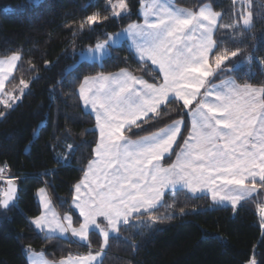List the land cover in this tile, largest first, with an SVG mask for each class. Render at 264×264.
Here are the masks:
<instances>
[{
  "label": "trees",
  "instance_id": "trees-1",
  "mask_svg": "<svg viewBox=\"0 0 264 264\" xmlns=\"http://www.w3.org/2000/svg\"><path fill=\"white\" fill-rule=\"evenodd\" d=\"M143 1L128 0L130 16L110 18L94 31L81 32L76 30L86 15L95 11L110 15L104 12L105 0H0V58L21 56L5 92L19 96L20 79L29 84L18 100H9L11 107L0 103V164L9 167L18 185L15 204L0 208V264H29L28 251L59 262L100 248L102 239L93 232L90 246L72 238L45 239L31 221L41 215L37 199L41 188L47 189L61 216L72 217L73 226L82 221L73 207L75 186L84 178L98 144L96 121L83 109L78 95L84 78L127 70L149 83L161 82L159 72L138 60L127 43L112 49L101 63L84 61L71 69L78 52L104 41L105 33L142 22ZM175 4L188 10L210 5L220 12L214 36H226L225 46L240 49L235 58L240 67L226 78L240 86L264 87V0H251L249 6L240 0H175ZM248 12L251 26L245 27ZM175 119L184 121L177 142L182 147L191 132V119L178 103L163 106L161 116L140 128L133 126L126 135L137 140ZM180 147L163 161L165 166L173 164ZM263 202L264 188L237 208L214 204L207 195L169 191L164 206L154 211L168 218L151 228L140 227L139 233L135 227H122L120 235L127 240L111 236L102 264H247L253 255L257 264H264V236L257 213Z\"/></svg>",
  "mask_w": 264,
  "mask_h": 264
},
{
  "label": "snow or ice",
  "instance_id": "snow-or-ice-1",
  "mask_svg": "<svg viewBox=\"0 0 264 264\" xmlns=\"http://www.w3.org/2000/svg\"><path fill=\"white\" fill-rule=\"evenodd\" d=\"M104 12L110 15L101 11L86 15L76 31H94L110 18L131 15L128 0H105ZM221 15L204 6L188 10L154 0L151 5H144L143 23H130L115 34L105 33L103 42L81 51L86 59L111 56L112 48L124 37H130L135 54L157 66L162 79L159 84L149 83L126 70L84 78L79 96L83 105L95 113L100 141L95 148L96 159L85 173L87 183L75 186L73 203L82 221L75 227L70 215L61 219L56 214L51 218L41 214L31 223L45 233V239L70 233L90 246L89 233L93 232L102 237V243L95 253L75 259L69 256L59 262L34 254L31 264H102L100 258L108 247L110 234L127 240L120 235L122 227H135L139 233L140 227L151 228L168 218L158 217L154 211L164 206L165 191L175 190L177 185L192 194L207 189L213 201H227L233 207L264 188V102L257 100L258 95L264 94V87L240 86L226 78L240 67L235 63L240 49L225 46L226 36H214ZM251 17L248 12L243 19L245 26L250 27ZM20 59V54L15 53L0 60V93H4L5 81ZM19 84V96L5 93L7 98L0 99L5 107H11L9 100L15 102L29 87L23 79ZM177 103L192 118L191 132L182 147L177 140L183 119H175L137 140L126 135L132 126L140 128L161 116L162 106ZM174 146L180 147L176 162L163 167L160 162ZM3 172L4 168H0V177ZM7 183L0 198L2 209H9L15 199L12 180ZM39 191L44 208L49 210L50 201L43 196L45 189ZM259 211L264 217V204ZM144 216L147 221L141 219ZM247 264L257 262L253 257Z\"/></svg>",
  "mask_w": 264,
  "mask_h": 264
},
{
  "label": "crops",
  "instance_id": "crops-1",
  "mask_svg": "<svg viewBox=\"0 0 264 264\" xmlns=\"http://www.w3.org/2000/svg\"><path fill=\"white\" fill-rule=\"evenodd\" d=\"M154 2V0H145L142 4H141V11H142V22H140V23H143V19H144V17H143V12H144V5H151L152 3ZM158 2H160V3H167L169 6H173V7H175V8H181V7H179V6H177L176 4H175V0H158ZM204 7H208V8H211L212 9V7L210 6V5H205ZM183 9H185V8H183ZM213 10V9H212ZM219 21H220V19H219ZM219 21H218V24H219ZM218 24H217V27H218ZM123 29H125V28H123ZM214 35H215V33H214ZM126 41L128 42V45H129V48H130V50L132 51V53L135 55V57L138 59V60H140L141 62H145V63H148V64H150L152 67H153V69L154 70H156L157 72H159L158 71V69H157V66H155V65H152L151 64V62L150 61H143V60H141L136 54H135V49H134V47H133V43H132V40H131V38L130 37H127L126 36ZM94 47V46H93ZM112 49H114V48H112ZM112 51V50H111ZM127 71V70H126ZM129 72V71H128ZM117 73H119V72H117ZM117 73H114V74H117ZM114 74H112V75H114ZM160 75H161V77H162V74L161 73H159ZM99 76V75H98ZM94 77H97V76H94ZM94 77H88V78H94ZM137 77V76H136ZM138 78H140V79H142V80H145V79H143V78H141V77H138ZM146 81V80H145ZM237 84V83H236ZM238 85V84H237ZM78 95H79V91H78ZM79 98H80V96H79ZM257 100L259 101V102H264L263 101V94H261V95H258L257 96ZM80 101H81V104H82V107H83V109L87 112V113H89V114H91L93 117H94V119H95V121H96V117H95V113L91 110V108L90 107H85L84 105H83V101H82V99L80 98ZM163 107V106H162ZM161 107V108H162ZM257 113L259 114L260 113V109L259 108H257ZM150 115H152V114H150ZM190 119H192L191 118V116H190ZM133 127V126H132ZM183 127H184V125L182 126V131H183ZM96 131H97V134H98V143H99V141H100V132H99V128H98V125H97V122H96ZM182 131H181V133H182ZM181 133H180V135H181ZM179 139V138H178ZM178 141V140H177ZM174 149H175V146L173 147V150H172V152L171 153H169V154H165V156H164V159L160 162L161 163V165L163 166V167H168V166H165L164 164H163V161L166 159V158H168V157H170L171 156V154L173 153V151H174ZM96 159V156H94V159L93 160H95ZM176 162V159H175V161L173 162V163H175ZM88 169V168H87ZM87 172V171H86ZM81 182H84V183H87V181H85V176H84V178L82 179V181ZM80 182V183H81ZM257 182H259V180L257 179ZM79 184V183H78ZM43 189H45V193L43 194V196H44V199H47L48 201H50V206H49V210H46L45 208H44V206H43V203H44V201H43V199H42V197H41V193H40V191H38V193H37V199H38V202H39V205H40V207H41V214H46L49 218H51L52 216H53V214H56V215H58L61 219L63 218V216H61L60 214H59V212L57 211V209L55 208V205H54V203H53V201H52V199H51V196H50V194H49V192L47 191V189L46 188H43ZM175 190H186V191H188L187 189H182L181 188V186L180 185H177L176 186V189ZM169 191H172V189H167L166 191H165V194L167 193V192H169ZM83 192H84V189H82L81 190V194H83ZM190 193V192H189ZM190 194H192V193H190ZM258 193H256V194H254L251 198H249V199H252L253 197H255L256 195H257ZM77 195V193L75 192V196ZM192 195H194V196H200V195H207L211 200H212V197H211V193L207 190V189H205L204 191H202V192H199V193H196V194H192ZM74 196V197H75ZM249 199H247V200H249ZM247 200H245V201H247ZM245 201H242L241 203H243V202H245ZM212 202L214 203V204H217V205H223V206H229V207H233L232 205H231V203L230 202H227V201H225L224 203H218V202H216V201H213L212 200ZM240 203V204H241ZM240 204H238L236 207H233V208H237ZM263 204H264V202H263ZM73 207H74V210L79 214V210L77 209V208H75V205H74V203H73ZM257 210H259V208L257 209ZM261 223H262V221H261ZM38 230V229H37ZM91 233V232H90ZM90 233H89V235H90ZM45 234V233H44ZM112 235L110 234V237H111ZM56 237H60V238H72L73 240H75V241H77V242H79V243H82V244H86V243H83V242H80V241H78V239L76 238V237H73V236H71V234L70 233H68V234H58ZM109 237V238H110ZM101 239H102V237H101ZM34 254H38V255H43L44 256V258H46L45 257V255L44 254H42V253H34V252H27V259H28V263L29 264H31V257H32V255H34ZM102 258H103V256L100 258L101 260H102ZM47 259V258H46ZM73 259H75V258H73ZM48 260V259H47ZM49 261V260H48Z\"/></svg>",
  "mask_w": 264,
  "mask_h": 264
},
{
  "label": "rangeland",
  "instance_id": "rangeland-1",
  "mask_svg": "<svg viewBox=\"0 0 264 264\" xmlns=\"http://www.w3.org/2000/svg\"><path fill=\"white\" fill-rule=\"evenodd\" d=\"M241 2H244L247 6H249L250 5V3H251V0H240ZM144 2V1H143ZM142 2V3H143ZM141 3V4H142ZM141 8V7H140ZM139 15L142 17V11H141V9H139ZM245 26V25H244ZM250 26H251V24H250ZM245 27H248V26H245ZM126 28V27H125ZM123 29H121L120 31H118V32H121ZM118 32H116V33H118ZM113 34H115V33H113ZM127 39H126V37H124L123 39H121V41L119 42V44L117 45V46H115L114 48H117V47H119V46H122L124 43H127L128 44V42L126 41ZM103 42V41H102ZM89 48V47H88ZM87 49V48H86ZM86 49H83V50H86ZM82 51V50H81ZM81 51H79L78 52V59H77V62L75 63V65H73L72 67H71V69H73V68H75L79 63H81V62H84V61H86V62H90V63H101L105 58H107L108 56H105V57H101V58H96V59H86V58H84V57H82L81 55H80V53H81ZM111 53H112V51H111ZM7 58H0V60H6ZM18 63H19V61H17V65H16V69H17V66H18ZM16 69L13 71V73L11 74V76L9 77V79L7 80V81H5V87H6V85H7V83L12 79V77H13V75H14V73H15V71H16ZM5 87H4V93H0V99H6L7 98V96H5ZM179 140V139H178ZM178 142V141H177ZM176 147V146H175ZM257 213H258V215H259V217L261 218V221H262V223H261V230H262V234H261V236L263 237L264 236V217H262L261 216V213H260V211L259 210H257ZM253 257H254V255H253ZM255 258V257H254Z\"/></svg>",
  "mask_w": 264,
  "mask_h": 264
},
{
  "label": "built area",
  "instance_id": "built-area-1",
  "mask_svg": "<svg viewBox=\"0 0 264 264\" xmlns=\"http://www.w3.org/2000/svg\"><path fill=\"white\" fill-rule=\"evenodd\" d=\"M0 168H4V172L2 174V177H0V198H1L3 192L7 188V184H8L7 181L9 179H11L12 181H16V179L10 175L8 166L0 164Z\"/></svg>",
  "mask_w": 264,
  "mask_h": 264
},
{
  "label": "water",
  "instance_id": "water-1",
  "mask_svg": "<svg viewBox=\"0 0 264 264\" xmlns=\"http://www.w3.org/2000/svg\"><path fill=\"white\" fill-rule=\"evenodd\" d=\"M12 183H13V185L15 186L16 192H15V199H14V201L12 202V205H10L9 208H11V207L15 204L16 199H17V195H18V185H17V183H16L15 181H12ZM7 188H8V184H7ZM7 188H6V190H7ZM1 198H2V197H1Z\"/></svg>",
  "mask_w": 264,
  "mask_h": 264
}]
</instances>
